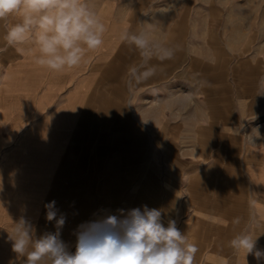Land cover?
I'll return each mask as SVG.
<instances>
[{"label":"rangeland","instance_id":"374dc122","mask_svg":"<svg viewBox=\"0 0 264 264\" xmlns=\"http://www.w3.org/2000/svg\"><path fill=\"white\" fill-rule=\"evenodd\" d=\"M126 28L167 47L177 42L176 33L182 55L172 65L171 59L145 60L127 45L125 71L99 72L90 103L70 129L71 154L55 166L38 214L29 222L33 238L55 232L45 207L55 201L57 218L66 217L61 239L71 251L80 225L98 222V214L108 216L99 200L90 205L92 195L107 193L97 186L107 178L111 159L107 151L96 153V145H118L125 132L139 137L144 152L139 165L148 179L141 208L159 209L164 225L174 219L178 228L213 221L204 207L213 205L223 175L242 171L241 159H262L250 150L264 149V0H127ZM133 67H155L158 74L129 86ZM104 135L107 141L100 139ZM94 157L100 160L96 170ZM251 175L264 194V171ZM15 227L0 224L9 234H1V240L8 238L11 246ZM6 253L0 249V264H20L16 254Z\"/></svg>","mask_w":264,"mask_h":264},{"label":"crops","instance_id":"0c3cea01","mask_svg":"<svg viewBox=\"0 0 264 264\" xmlns=\"http://www.w3.org/2000/svg\"><path fill=\"white\" fill-rule=\"evenodd\" d=\"M84 2L107 26L104 45L90 53L87 63L79 69L63 74L41 69L27 53L7 46L3 35L6 23H12L13 18L0 21V152H3L0 157V224L6 229L15 227L22 218L31 222L38 214L55 166L65 163L71 154L70 129L78 126L76 122L84 103H90V88L96 86L99 72L126 70L127 44L120 36L127 30V0ZM173 34L177 42L169 46L175 49L171 64L177 65L183 50L182 37ZM119 125H122L121 118ZM106 137L100 139L107 141ZM119 142L121 146L110 144L106 150L100 145L92 147L96 153L102 150L111 155L105 173L109 179L103 178L97 186L107 193L100 198L92 195L94 199L90 200L91 206L99 200L108 216L98 214L96 221L109 216L123 218L130 210L141 208V197L148 196L143 188L148 179L139 165L144 153L141 140L125 132ZM252 149L251 154L256 152L262 159L257 163L254 157L246 162L241 159L242 171L225 173L213 205L204 207L206 215L214 216L213 221L209 217V221L183 223L178 228L198 246L195 264H257L253 255L245 259L243 251H234L228 246L240 232L259 236L257 248L264 250V194L251 175L254 171H264V149ZM92 165L94 170L98 169L100 160L94 157ZM114 169L116 174L110 178ZM114 182L119 184L116 189L109 186ZM236 217L240 218L239 225L233 224ZM1 234L5 235L4 231L0 230V249L5 247L6 255L15 257L9 239L1 240ZM260 264H264V260Z\"/></svg>","mask_w":264,"mask_h":264},{"label":"clouds","instance_id":"9594fccd","mask_svg":"<svg viewBox=\"0 0 264 264\" xmlns=\"http://www.w3.org/2000/svg\"><path fill=\"white\" fill-rule=\"evenodd\" d=\"M6 23L3 40L7 46L27 53L34 64L50 73L63 74L87 63L90 53L104 45L107 26L84 0H0V21ZM120 40L149 60L172 59L175 49L153 40L145 32L125 31ZM138 85L155 74V67L130 70ZM46 219L55 220L56 231L33 238L31 224L21 219L10 235L12 251L20 264H195L198 246L177 227L167 226L159 209L147 206L130 210L123 218L109 216L103 221L82 224L76 231L75 251L61 239L66 217L57 218L55 201L45 205ZM97 224L105 227L97 228ZM234 225L240 218L233 219ZM259 236L240 232L229 242L234 251L251 254L260 264L264 250L257 248Z\"/></svg>","mask_w":264,"mask_h":264},{"label":"bare ground","instance_id":"6f19581e","mask_svg":"<svg viewBox=\"0 0 264 264\" xmlns=\"http://www.w3.org/2000/svg\"><path fill=\"white\" fill-rule=\"evenodd\" d=\"M177 23V22H176ZM175 26V25H174ZM175 28V27H174ZM177 31V30H176ZM176 34V33H175ZM198 154H199V152H198ZM254 173V172H253ZM252 178L254 179V175H252ZM144 195V194H143ZM4 262V261H3Z\"/></svg>","mask_w":264,"mask_h":264}]
</instances>
